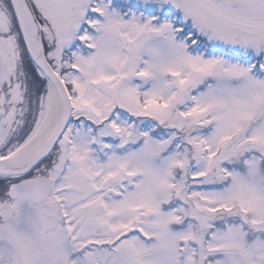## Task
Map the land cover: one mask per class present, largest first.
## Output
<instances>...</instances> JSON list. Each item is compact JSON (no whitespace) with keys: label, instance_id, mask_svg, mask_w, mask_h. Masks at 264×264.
<instances>
[{"label":"snow or ice","instance_id":"snow-or-ice-1","mask_svg":"<svg viewBox=\"0 0 264 264\" xmlns=\"http://www.w3.org/2000/svg\"><path fill=\"white\" fill-rule=\"evenodd\" d=\"M0 264H264V0H0Z\"/></svg>","mask_w":264,"mask_h":264}]
</instances>
